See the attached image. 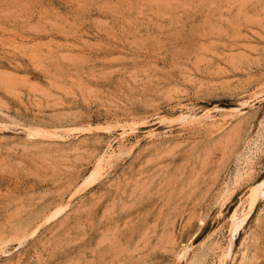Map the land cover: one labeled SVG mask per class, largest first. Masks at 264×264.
Masks as SVG:
<instances>
[{
    "label": "rangeland",
    "instance_id": "374dc122",
    "mask_svg": "<svg viewBox=\"0 0 264 264\" xmlns=\"http://www.w3.org/2000/svg\"><path fill=\"white\" fill-rule=\"evenodd\" d=\"M256 174L264 0H0V264H221Z\"/></svg>",
    "mask_w": 264,
    "mask_h": 264
},
{
    "label": "bare ground",
    "instance_id": "6f19581e",
    "mask_svg": "<svg viewBox=\"0 0 264 264\" xmlns=\"http://www.w3.org/2000/svg\"><path fill=\"white\" fill-rule=\"evenodd\" d=\"M11 75V74H10ZM15 82V81H14ZM210 112V111H209ZM194 114V113H193ZM204 115V114H203ZM180 117V116H179ZM183 119H187V120H193L194 116L193 115H182ZM210 120V118H212L211 113L205 114L203 116V120L207 119ZM181 120V119H180ZM200 120V119H199ZM212 120V119H211ZM188 121V122H189ZM185 122V121H184ZM187 122V123H188ZM193 121H191L192 123ZM200 122V121H199ZM201 123V122H200ZM33 131V130H32ZM37 133V132H36ZM40 133V132H38ZM33 135V134H32ZM36 135V134H35ZM263 137V136H262ZM100 159V158H99ZM248 161V160H247ZM249 162V161H248ZM253 166V165H252ZM105 165H104V159H100V161L98 162V165H96V168L84 179L82 186L81 187H87L90 184H92L97 177L99 176V174H101V170L104 169ZM251 167V166H250ZM253 168V167H252ZM253 171V170H252ZM249 171H246L244 173V171L242 169H239V171L236 174L235 177V183L237 184H241L242 180H244V176L245 174H248ZM260 175L256 174L253 177V185L251 186V189H249V195L248 197H246L247 199H245V201H243L242 206L240 208H237L233 214L232 219V232L231 235H229V239H228V245L224 248L223 254H222V259H221V264H227L228 263V258L230 257V254L233 252L234 246H235V241L237 239V237H239V235L242 233V230H245V222L248 220H250V218H252V213L254 211V209L262 202V200H264V179L260 180L259 179ZM250 178V177H249ZM252 180V179H251ZM251 182V181H250ZM80 187V186H79ZM226 195V194H225ZM64 208V206H59L56 210L53 211L52 214L50 215V219L55 217L58 213H60V211ZM48 218V217H47ZM48 218V219H49ZM261 221V220H260ZM264 225V224H263ZM263 234H260L259 237H255V238H260V242L256 243L252 246H254L255 252L253 255L248 254V251H245L243 253V257L242 260L240 262V264H263L261 261L257 262V260L259 258H261L262 256L264 257V254H262V252L264 251V230ZM262 233V232H261ZM259 234V233H258ZM247 236V234H246ZM250 236V235H249ZM252 236V235H251ZM245 241V240H244ZM243 241V242H244ZM258 241V240H257ZM242 242V243H243ZM246 242V241H245ZM102 243V242H101ZM248 243V241H247ZM254 243V242H253ZM244 244V243H243ZM246 244V243H245ZM248 248V247H247ZM252 248L251 246L249 247V249ZM222 250V249H221ZM188 251L187 248H184L183 250V254H185ZM253 251V250H252ZM182 254V255H183ZM234 257V256H233ZM230 259V258H229ZM193 260V259H192ZM240 260V259H239ZM259 261V260H258ZM195 262V261H194Z\"/></svg>",
    "mask_w": 264,
    "mask_h": 264
}]
</instances>
